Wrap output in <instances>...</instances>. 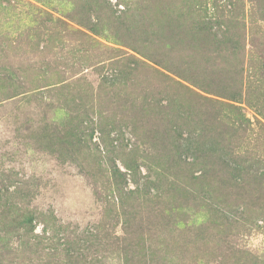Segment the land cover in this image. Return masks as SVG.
Masks as SVG:
<instances>
[{
    "label": "rangeland",
    "instance_id": "374dc122",
    "mask_svg": "<svg viewBox=\"0 0 264 264\" xmlns=\"http://www.w3.org/2000/svg\"><path fill=\"white\" fill-rule=\"evenodd\" d=\"M199 26L239 53L207 65ZM140 238L264 264V0H0V264H128Z\"/></svg>",
    "mask_w": 264,
    "mask_h": 264
},
{
    "label": "trees",
    "instance_id": "16d2710c",
    "mask_svg": "<svg viewBox=\"0 0 264 264\" xmlns=\"http://www.w3.org/2000/svg\"><path fill=\"white\" fill-rule=\"evenodd\" d=\"M199 27L201 28V26ZM202 29L206 31L204 34H202ZM195 30H196L195 34L192 36L190 35L187 38L189 44L186 49L190 50V53L193 52V53H196L197 55H200L206 64L212 61L213 59V61L210 63L214 65L216 63V60L223 56L224 51H227L230 55H235L236 53L238 54L240 51V48L237 45H232L229 48H227V46L220 45L219 41H221L222 39L218 38L217 34L213 35V33H210L212 30L209 28L202 27L201 29H199L195 27ZM180 31L181 33L183 32L182 30ZM177 34L178 33L175 32V29H171L170 31H168L167 40L173 41L178 36ZM179 36H180V33H179ZM222 36L226 37L227 35L226 36L222 35ZM199 39H201V41ZM196 40H199V43H196ZM213 41H216V42L213 43ZM203 43H205V45H203ZM177 73L179 75H183L180 72H177ZM219 143L220 142L211 144L212 146L210 147L211 154L217 151H219L220 155L223 153L225 154V148L227 147V144L225 143L219 144ZM119 173L121 174V170L119 171ZM146 245L148 244L146 243L145 240H143V238L141 239V241L127 242L126 245L122 248L123 252L127 255V259H126L127 263L128 264H152V261H155V259L152 257L151 252L149 251L150 246L146 247ZM230 255L232 256L231 253ZM226 262L229 263L228 261ZM76 263H79V260H77ZM155 264H160V262L155 261ZM161 264H164V263L161 262Z\"/></svg>",
    "mask_w": 264,
    "mask_h": 264
}]
</instances>
